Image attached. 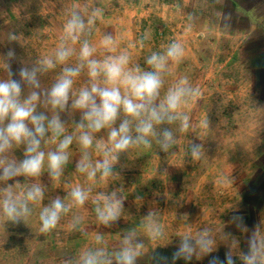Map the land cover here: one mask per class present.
Here are the masks:
<instances>
[{"label": "rangeland", "instance_id": "1", "mask_svg": "<svg viewBox=\"0 0 264 264\" xmlns=\"http://www.w3.org/2000/svg\"><path fill=\"white\" fill-rule=\"evenodd\" d=\"M74 6L85 14L101 11L91 37L94 46L101 34L111 35L118 51L128 50L141 68L147 67L144 61L152 52H162L173 40L182 42L185 55L164 77L161 98L183 78L202 95L181 109L189 114L191 127L183 136L176 134V145L167 152L153 144L121 153L112 169L115 176L97 184L85 206L72 209L50 234L39 233L38 209L27 224L0 219V264H76L84 250L96 247L97 233L103 234L105 249L115 252L131 230L144 242L135 264H209L213 257L224 260L229 252L235 264H243L240 254H247L252 232L259 227L264 238V0H0V59L14 53L7 59L13 79L19 80L22 67L54 53ZM207 30L216 32L207 35ZM10 34L19 39H9ZM145 34L148 39L140 47ZM95 58H102L99 49ZM60 70L58 66L48 73L42 83L50 85ZM86 81L85 72L74 90ZM22 91L27 94L26 85ZM60 116L69 132L80 120L79 112ZM206 119L209 128L203 126ZM96 136L106 140L107 131ZM191 144L202 146L199 160L192 159ZM54 147L49 143L45 150ZM23 151L21 146L9 155L19 161ZM69 155L64 181L53 183L47 172L39 178L45 187L41 207L63 199L71 187H88L84 177L74 174L79 146L73 144ZM17 182L21 191L35 181L21 176L0 188ZM100 192H116L123 203L122 216L111 226L100 224L93 211L92 201ZM149 213L164 229L163 238L155 242L142 227ZM73 215L83 217L81 232L68 230ZM203 229L216 240L213 252L174 260L180 236ZM233 241L237 248L231 247Z\"/></svg>", "mask_w": 264, "mask_h": 264}, {"label": "clouds", "instance_id": "2", "mask_svg": "<svg viewBox=\"0 0 264 264\" xmlns=\"http://www.w3.org/2000/svg\"><path fill=\"white\" fill-rule=\"evenodd\" d=\"M101 15L98 8L85 14L74 6L63 24L54 53L37 60L30 68L22 67L19 80L12 78L7 63L14 53L9 51L7 59H0V73H3L0 75V184L21 176L35 181L25 183L21 191L17 190L21 185L19 182L0 188V219L3 222L23 221L27 224L38 209L39 233L50 234L72 209L85 206L97 184L115 176L112 169L121 153L134 148H151L153 144L167 152L177 144L176 134L183 136L191 127L189 114L181 109L201 97L198 87L183 78L161 98L164 77L185 55L183 43L173 40L162 52H152L145 58L147 67L141 68L133 62L128 50L118 51L115 37L101 34L98 47L91 43ZM191 27L190 23L187 31H191ZM9 39L18 40L19 37L10 34ZM147 39L145 34L138 41L140 47ZM77 44L80 45L78 50ZM98 49L101 59L95 58ZM73 57L75 63L70 64ZM58 66L59 74L45 86L42 78ZM85 72L86 83L74 90L77 78ZM22 85L27 86V94L22 91ZM39 108L46 111H39ZM65 112L70 116L80 113V120L71 132L61 120L60 114ZM165 124L174 127H159ZM203 126L209 128L207 119ZM102 130L107 131L106 140L97 139L96 134ZM49 143L55 147L46 151ZM73 144L80 149L74 174L84 177L88 187H71L66 197H57L41 207L45 187L39 178L47 172L53 183L64 181L65 168L71 161L69 149ZM21 146L24 158L17 161L9 153ZM202 152L201 145H190L193 160H199ZM92 203L96 220L105 226L118 221L124 211L116 192H100ZM82 222L83 217L73 215L68 230L81 232ZM142 227L150 241H158L164 236V229L153 213L143 218ZM260 232L257 227L250 235L247 254H240L243 264H264V238ZM138 237L131 230L121 239L118 250L109 253L103 246V234L97 233L93 237L96 247L84 250L77 264H135L144 249V242ZM180 237L174 260L189 261L194 255L200 257L212 253L216 247V240L208 229ZM237 246L233 241L231 247ZM66 264H72V260ZM209 264H235L233 253H226L224 260L213 257Z\"/></svg>", "mask_w": 264, "mask_h": 264}, {"label": "crops", "instance_id": "3", "mask_svg": "<svg viewBox=\"0 0 264 264\" xmlns=\"http://www.w3.org/2000/svg\"><path fill=\"white\" fill-rule=\"evenodd\" d=\"M234 29H236V28H234ZM207 31H208L207 35H211L213 32H216L215 30H211V31L207 30ZM207 31H205V33H201V34H206ZM250 32H251V31H249L248 34H251ZM220 33L224 34V32H220ZM106 251L109 252V253H113V252L110 251V250H106ZM76 264H77V263H76ZM145 264H148V263L146 262ZM150 264H151V263H150Z\"/></svg>", "mask_w": 264, "mask_h": 264}]
</instances>
